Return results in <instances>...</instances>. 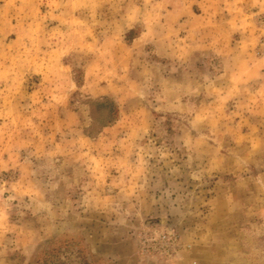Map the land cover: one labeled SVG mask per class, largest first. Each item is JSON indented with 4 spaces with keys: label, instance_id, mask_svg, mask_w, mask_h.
<instances>
[{
    "label": "rangeland",
    "instance_id": "1",
    "mask_svg": "<svg viewBox=\"0 0 264 264\" xmlns=\"http://www.w3.org/2000/svg\"><path fill=\"white\" fill-rule=\"evenodd\" d=\"M0 264H264V0H0Z\"/></svg>",
    "mask_w": 264,
    "mask_h": 264
}]
</instances>
